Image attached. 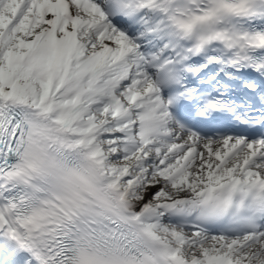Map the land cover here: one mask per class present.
I'll return each instance as SVG.
<instances>
[{"label": "snow or ice", "instance_id": "obj_1", "mask_svg": "<svg viewBox=\"0 0 264 264\" xmlns=\"http://www.w3.org/2000/svg\"><path fill=\"white\" fill-rule=\"evenodd\" d=\"M0 264H264V0H0Z\"/></svg>", "mask_w": 264, "mask_h": 264}]
</instances>
